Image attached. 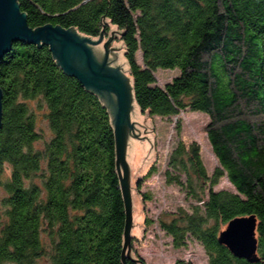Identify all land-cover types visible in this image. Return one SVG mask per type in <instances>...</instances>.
<instances>
[{
	"label": "trees",
	"instance_id": "trees-1",
	"mask_svg": "<svg viewBox=\"0 0 264 264\" xmlns=\"http://www.w3.org/2000/svg\"><path fill=\"white\" fill-rule=\"evenodd\" d=\"M18 3L32 29L53 25L98 37L116 25L143 112L209 117L221 167L209 175L198 143L174 142L166 182L195 203L165 213L159 224L176 248L191 238L201 243L209 264H264V0ZM159 68L180 75L162 87ZM0 87V264H124L126 207L102 99L59 66L50 46L29 41L14 42L0 60ZM223 176L235 191L214 190ZM250 215L258 219L254 263L219 242L231 220Z\"/></svg>",
	"mask_w": 264,
	"mask_h": 264
},
{
	"label": "water",
	"instance_id": "water-1",
	"mask_svg": "<svg viewBox=\"0 0 264 264\" xmlns=\"http://www.w3.org/2000/svg\"><path fill=\"white\" fill-rule=\"evenodd\" d=\"M109 26V38L104 37V31L98 37H91L75 28L53 25L32 29L18 0H0V60L16 41L48 45L59 66L97 94L110 112L116 135L117 171L126 207L122 260L128 264V257L134 254L131 236L140 238L145 227L144 205L135 182L155 161L156 152L149 112L141 114L135 101L125 44L115 42V36L120 38L122 33L116 25L109 23ZM2 100L0 87V128ZM257 226L255 215L234 218L220 232L219 242L235 257L258 262Z\"/></svg>",
	"mask_w": 264,
	"mask_h": 264
},
{
	"label": "rangeland",
	"instance_id": "rangeland-1",
	"mask_svg": "<svg viewBox=\"0 0 264 264\" xmlns=\"http://www.w3.org/2000/svg\"><path fill=\"white\" fill-rule=\"evenodd\" d=\"M108 29L110 31V26ZM109 31L104 34L105 38H109ZM121 38L115 36V42H121ZM124 54L126 55V50ZM138 61L142 63L140 53L138 54ZM155 75L158 84L165 87L167 83L180 75V69L159 68L156 70ZM140 113L145 112L140 108ZM149 119L154 135L156 159L145 174L135 182L141 202L144 205L143 222L145 227L140 238L131 236V249L134 254L129 257L142 258L146 264H176L180 260L192 264H209V257L201 243L191 238L188 240L186 247L176 248L173 245L172 237L159 224V219L165 213H173L179 207L185 208L195 203L180 186L176 184L169 185L166 182L164 171L167 169L168 155L174 142L183 140L187 144L198 143L201 148L203 163L209 175H213L215 170L221 167L206 131L209 117L202 112L186 110L171 117L149 113ZM39 130L50 133L45 122L39 123ZM154 167L157 170L155 172H153ZM139 181L141 182L140 190L137 188ZM214 190L235 191V188L228 177L223 176L219 184L214 186ZM198 204H201V202ZM34 264H50V262L46 258H42Z\"/></svg>",
	"mask_w": 264,
	"mask_h": 264
},
{
	"label": "flooded vegetation",
	"instance_id": "flooded-vegetation-1",
	"mask_svg": "<svg viewBox=\"0 0 264 264\" xmlns=\"http://www.w3.org/2000/svg\"><path fill=\"white\" fill-rule=\"evenodd\" d=\"M98 57L102 59V57H100L99 55H98Z\"/></svg>",
	"mask_w": 264,
	"mask_h": 264
}]
</instances>
